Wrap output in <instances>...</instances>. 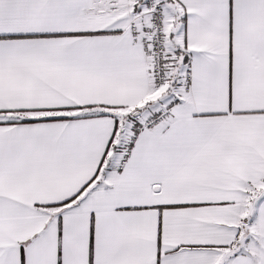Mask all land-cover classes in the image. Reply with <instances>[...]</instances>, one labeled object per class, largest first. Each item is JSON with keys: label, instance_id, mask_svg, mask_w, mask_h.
<instances>
[{"label": "snow or ice", "instance_id": "snow-or-ice-1", "mask_svg": "<svg viewBox=\"0 0 264 264\" xmlns=\"http://www.w3.org/2000/svg\"><path fill=\"white\" fill-rule=\"evenodd\" d=\"M0 264H264V0H0Z\"/></svg>", "mask_w": 264, "mask_h": 264}]
</instances>
